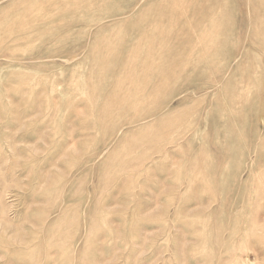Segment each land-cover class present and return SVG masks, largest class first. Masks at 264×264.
Instances as JSON below:
<instances>
[{"label": "rangeland", "instance_id": "374dc122", "mask_svg": "<svg viewBox=\"0 0 264 264\" xmlns=\"http://www.w3.org/2000/svg\"><path fill=\"white\" fill-rule=\"evenodd\" d=\"M0 264H264V0H0Z\"/></svg>", "mask_w": 264, "mask_h": 264}]
</instances>
